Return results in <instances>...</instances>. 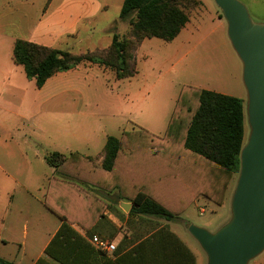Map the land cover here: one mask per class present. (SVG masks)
<instances>
[{"label":"trees","instance_id":"16d2710c","mask_svg":"<svg viewBox=\"0 0 264 264\" xmlns=\"http://www.w3.org/2000/svg\"><path fill=\"white\" fill-rule=\"evenodd\" d=\"M181 0H123L119 17L127 35L113 33L106 49L74 53L17 39L13 60L40 88L47 78L82 62L104 65L122 79L136 74L133 50L146 37L174 39L188 21ZM221 17V15H220ZM245 109L239 97L182 85L163 135L145 129L108 136L100 165L78 152L44 158L55 174L49 181L50 209L64 221L89 227L106 203L88 186L132 202L130 213L175 219L202 196L220 205L234 174L244 140ZM0 264H13L0 257Z\"/></svg>","mask_w":264,"mask_h":264},{"label":"rangeland","instance_id":"374dc122","mask_svg":"<svg viewBox=\"0 0 264 264\" xmlns=\"http://www.w3.org/2000/svg\"><path fill=\"white\" fill-rule=\"evenodd\" d=\"M240 1L255 22L264 21V0ZM180 2L188 22L176 39H144L133 50L136 75L121 81L111 78L119 100L116 94L113 99L102 92L99 78L86 74L83 63L75 69L60 71L41 90L33 82L21 109L24 112L29 108V101L36 99L37 111L30 116H18L23 102H19V97L9 98L10 108L0 107V164L17 166L9 156H46L52 151L103 156L102 147L108 135L120 137L133 127L161 134L165 126L160 125H166L176 96L185 84L239 97L245 109L247 96L241 77L242 65L228 39L227 23L221 11L213 0ZM117 12L118 6L110 2L108 19L117 16ZM117 27L116 32L120 34L128 30L123 22L117 23ZM87 47L89 43L75 51ZM0 58L3 62L10 59L7 45L1 42ZM21 74L25 76L22 71ZM75 89L80 93L74 96ZM56 90L62 91V96L54 97ZM152 122L157 124L156 128H152ZM248 131L245 115L244 140ZM32 164L36 169V162ZM42 166L48 169L47 165ZM8 172L0 169V257L18 261L21 257L18 242L28 240L32 230L30 223L24 226V220L35 217L38 210L37 203L27 197L15 194L13 200L8 198L6 193L12 189ZM236 178L237 173L229 183L222 204L200 198L180 215L183 224H195L209 231L223 225L231 215ZM195 246L201 257L200 264H206V254L197 241ZM27 261L25 257L22 264ZM249 264H264V250Z\"/></svg>","mask_w":264,"mask_h":264},{"label":"crops","instance_id":"0c3cea01","mask_svg":"<svg viewBox=\"0 0 264 264\" xmlns=\"http://www.w3.org/2000/svg\"><path fill=\"white\" fill-rule=\"evenodd\" d=\"M0 1V6H4L3 9L0 7V42L6 44L10 52L9 61L3 62L0 58V107L10 108L11 103L8 99L14 97L17 100L19 97V102L23 103L19 108L18 116L22 118L34 114L38 106L36 99H32L29 101V108H25L24 112L21 110L25 98L31 93L34 81L28 79L22 66L13 60L12 51L17 39L51 48L69 50L74 53H82L87 50L106 49L111 43L113 33H117V23L123 22L128 25L126 33H117L121 36L127 35L130 29L128 22L119 17L123 0ZM110 2H114V5L118 6L117 16L112 19H108ZM149 38L153 37L144 39ZM86 43H89L90 47L75 51L76 48L84 46ZM134 58L136 61L135 53ZM82 63L86 74L94 79L99 78L102 92L113 99L116 98L114 96L116 94L117 100H119L118 94L111 86V78L121 81L136 75L117 79L114 72L104 65L91 62ZM78 66L79 64L71 69ZM60 74V71L54 73L38 89H43L46 83L57 78ZM77 93L80 91L76 89L72 91L74 96ZM53 96H62V91L56 90ZM174 105L168 121L174 110ZM27 112L29 113L27 114ZM168 121L166 125L160 126H165L166 129ZM133 124L142 128L135 123ZM150 125L153 126L152 128L157 127L154 122ZM165 129L161 134L151 133L161 136ZM70 152L77 151H69L63 154ZM86 156L90 157L97 165H100L104 158V156ZM9 157L17 166L5 167L0 164L1 170L9 171L8 175L12 181V189L6 193L8 198L13 200L15 194L27 197V200L37 203L38 210L35 217L24 220V226L30 223L32 230L28 240H24L22 243L18 242L21 257L18 261L16 259L11 260L13 264H22L25 257L28 259L25 264H200L201 257L195 246L196 240L190 235L187 225L183 224L180 218V215L188 207L177 218L171 220L130 213L129 211L133 206L132 202L120 198L117 188L112 191H104L88 186L87 190L104 201L106 208L103 214L95 219L89 227L83 228L77 223L60 219L56 211L50 209L47 196L50 191L49 181L51 176L55 174V170L46 163L45 156ZM33 162H36V169L32 164ZM42 164L47 165L48 169L43 168ZM200 198L207 200L198 196L192 204H195ZM125 203H130V206L127 207ZM29 210L33 209L30 208ZM43 210L50 216L45 214ZM203 211V209L200 210L201 213ZM93 234L113 243L114 249L100 248L92 242Z\"/></svg>","mask_w":264,"mask_h":264},{"label":"water","instance_id":"95a60500","mask_svg":"<svg viewBox=\"0 0 264 264\" xmlns=\"http://www.w3.org/2000/svg\"><path fill=\"white\" fill-rule=\"evenodd\" d=\"M213 1L241 61L249 131L239 153L229 219L215 231L195 224L187 229L206 254V264H249L264 250V21L255 22L240 0Z\"/></svg>","mask_w":264,"mask_h":264},{"label":"built area","instance_id":"2783aa9c","mask_svg":"<svg viewBox=\"0 0 264 264\" xmlns=\"http://www.w3.org/2000/svg\"><path fill=\"white\" fill-rule=\"evenodd\" d=\"M92 242L95 243L96 245H98L100 248L106 249V250H113L114 249V244L107 241V240H103L101 239L99 236H97L96 234H93L92 237Z\"/></svg>","mask_w":264,"mask_h":264}]
</instances>
